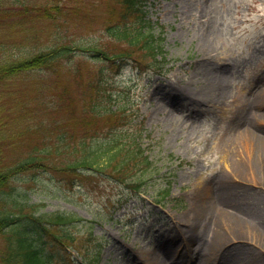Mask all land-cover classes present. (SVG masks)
Wrapping results in <instances>:
<instances>
[{
	"label": "rangeland",
	"instance_id": "obj_1",
	"mask_svg": "<svg viewBox=\"0 0 264 264\" xmlns=\"http://www.w3.org/2000/svg\"><path fill=\"white\" fill-rule=\"evenodd\" d=\"M0 5L17 12L27 5L52 9L51 16L28 27L19 23L20 15L14 16L19 24L0 26L1 63L70 47L60 51L52 69L0 80L1 161L12 166L38 154L14 128L40 118L50 145L58 144L65 129L79 136L102 132L89 140L95 142L115 130L128 140L142 128L141 147L153 161L138 175L141 188L115 179L110 169L76 178L62 169L58 154L48 161L55 169H28L11 178L10 199L0 200L4 212L18 213L19 202L25 213L74 217L51 226L43 240L34 234L46 242L53 262L175 264L169 261L173 252L182 264H192L217 231L223 240L208 264H264V116H258V108L264 112V0H140L150 20L146 30L164 39L168 63L157 66L145 49L108 32L109 11H120L117 0H0ZM92 46L130 58L96 57ZM97 70L106 84L96 100L89 84ZM34 86L40 98H30ZM63 89L64 98H58ZM178 89L204 95L200 113L180 105ZM92 101L93 110L103 112L95 126L73 122L89 118ZM53 119H64L65 126ZM33 144L45 146L40 139ZM70 152L64 149L63 156L72 158ZM167 187L170 195L163 199ZM53 234L67 235L65 245ZM9 236V229L0 234V263ZM167 247L170 256L156 262Z\"/></svg>",
	"mask_w": 264,
	"mask_h": 264
},
{
	"label": "trees",
	"instance_id": "obj_2",
	"mask_svg": "<svg viewBox=\"0 0 264 264\" xmlns=\"http://www.w3.org/2000/svg\"><path fill=\"white\" fill-rule=\"evenodd\" d=\"M140 0H117V4L120 5L119 14H116L115 8H111L107 18L106 28L108 32L121 40L126 41L127 45L139 46L147 50L148 55L152 63H167L166 52L163 48V40L161 37H154V35L147 28L148 19L146 13L140 11L139 8ZM0 5V26L3 28L7 27V24H21L23 27L32 25V22L38 17L46 19L50 15V8H40L36 6L27 5L23 7L19 12L13 10V8ZM57 9H60L56 6ZM17 9V6H15ZM67 11V10H66ZM15 15H20V22L16 23ZM37 15V16H36ZM133 16H136L135 20ZM46 17V18H45ZM138 21L136 23H133ZM147 25V26H146ZM59 49V50H58ZM65 49H70L66 44L61 45L57 49L48 51H42L31 56L20 57L12 59L10 62H0V80L10 78L13 75H19L23 72L35 71L40 68L52 69L54 67L55 59L60 55V51L63 53ZM125 49V48H124ZM93 55L98 57L102 56L109 61H120L121 58H125V53L115 52L109 54L103 48L99 46H92L91 50ZM76 70V68H75ZM106 84L103 79L102 71L97 70L95 77L90 80V86L93 88H101L102 90H96L95 94L90 87V98L96 100L100 97L99 93L103 91V86ZM30 98H40L41 92L37 87H33ZM105 91V90H104ZM65 89L60 91L58 98H64ZM96 101H92L87 107L86 114H91L87 119L88 115H82L79 121L84 125L95 126L93 123L96 122L97 117L103 113L99 110H93L96 108ZM107 112V111H105ZM111 113L119 114V118H123V114L118 110H112ZM70 119V118H65ZM63 120V121H61ZM53 119L56 126H65L64 119ZM70 120H75L71 118ZM120 121V120H119ZM44 118L35 120L29 125L24 127L14 128V131L19 133L20 139H27L26 146H30L31 151H39L27 159L21 160L12 166H6L2 158V150L0 147V200H9V191H6L7 186L10 183L11 178L21 171L28 169H39V168H51L48 165V161L52 160L50 156L52 154L61 155L64 160L62 161V169L69 174H76L79 179L84 178V174L87 172H100L109 173L107 170L110 169L115 176L114 178L121 181L135 182L138 188L142 187L144 181L140 179V174L148 172L153 166L152 160L146 153L145 148L141 147L139 132L134 133L128 140H123L122 134L115 130L114 133L109 137H106L103 141L98 139L95 142H89L92 137L100 135L102 132L94 131L95 134L85 132L83 135H78L76 130L65 129L61 132V136L58 139V144H52L48 141L45 133H42L43 127H46ZM116 125V124H115ZM96 129V128H94ZM40 139L45 142V146L42 149H38L36 144L32 145V142ZM13 140V139H12ZM20 143L21 141H15ZM49 143V144H48ZM77 143V145H75ZM18 144L15 145L17 147ZM72 148V150H70ZM64 149L71 151L72 158L63 156ZM41 155V156H38ZM139 175V176H138ZM170 195V187L164 191L165 199ZM13 202H16L13 199ZM25 204L16 203L18 213L4 212L0 209V234H3L7 229L11 230L13 236L7 237L8 243L7 248L1 256L0 264H57L53 262L52 257L45 253L43 245L45 241H38L34 234L37 233L42 240L46 236V232L49 231V226L52 224H65L71 221V217L63 214H49L46 218L42 215H35L32 212H24ZM32 231V232H31ZM34 232V233H33ZM67 236V235H66ZM56 239L61 242L65 241V236H57L54 234ZM70 237V236H68ZM63 258L62 264H68Z\"/></svg>",
	"mask_w": 264,
	"mask_h": 264
},
{
	"label": "bare ground",
	"instance_id": "obj_3",
	"mask_svg": "<svg viewBox=\"0 0 264 264\" xmlns=\"http://www.w3.org/2000/svg\"><path fill=\"white\" fill-rule=\"evenodd\" d=\"M206 48H209L208 44L204 45V49H206ZM218 83L220 84L218 86V88H220V90L218 89L217 92L219 93V95H222L223 94V91H222L223 84L220 82H218ZM174 96L177 100H180V105L185 106L184 108L190 109V107L193 106L195 108V110H194L195 114L201 112V109L199 107H201L204 103V100L202 98V96H204L203 94H201V97L192 96L187 90L178 89L175 91ZM181 96L184 98H182ZM258 116H264V112H262L261 110L259 111V108H258ZM213 235H214L213 241L210 244L209 248L204 250L200 255L195 256V258L192 259V264H208L211 256L212 255L214 256V251H215L216 247L220 244V242L223 240V237L220 236V234L217 231L214 232ZM170 252L171 251L168 249V247L166 249H164V253L160 254L156 258V262L164 263V258L166 259L167 257H169ZM180 258H183V257L181 256ZM169 261H172L175 264H182L181 260H177L176 258L173 257V252H172V256L170 257ZM136 263L139 264L138 262H136Z\"/></svg>",
	"mask_w": 264,
	"mask_h": 264
}]
</instances>
